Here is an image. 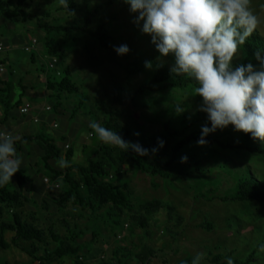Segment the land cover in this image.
<instances>
[{"label":"rangeland","instance_id":"obj_1","mask_svg":"<svg viewBox=\"0 0 264 264\" xmlns=\"http://www.w3.org/2000/svg\"><path fill=\"white\" fill-rule=\"evenodd\" d=\"M75 1L77 8L66 10L58 0H30L23 6L22 13L26 19L21 16L16 23L0 20V27L3 24L6 26L0 31V40L11 46L9 52L0 54V61L6 60V78L29 89H43L45 85L40 80V74L52 76L48 51L53 48L62 51L64 66L72 72L73 80L79 85L78 94H61L62 106L51 112H46V108L56 106L55 98L25 97L26 101L44 108L42 116L52 117L58 124L57 128L47 129L42 124L34 123L32 130L35 134L40 132L54 141L64 156L71 147L75 156L79 154L73 164L88 166L89 159L94 158L101 145L89 126L92 121L104 127L110 121L111 124L116 123L124 131L130 132L128 142L151 146L150 149L158 147V140L166 141V123L171 124L172 130H185L186 136L202 134L204 125L211 127L209 120L196 118L198 113L205 112L200 110L203 98L196 96L195 87L164 89L163 84L152 83L161 68L172 69L175 58L171 55L160 57L152 37L142 31L143 24L138 21V14L130 11L125 0L116 1L111 7L100 10L93 16L90 25L85 24L87 14L108 0ZM262 5L264 0H252V7L261 12L264 20ZM99 26L107 30L111 49L103 48L90 35ZM58 27H69V30L57 32ZM72 27H79L80 30H72ZM258 29L264 36V22ZM32 37L39 39V49L28 53L24 50V43ZM124 44L128 45L130 52L120 56L114 49ZM243 57V53L238 51L233 66ZM146 62L152 63L151 69L146 68ZM10 68L18 74L16 79L11 78ZM244 135L230 125L208 136L211 145L200 146L197 142H190L179 151V166L183 164L181 157L196 155V160L202 163L201 167L212 171L206 176L195 172L196 167L183 164V171L167 180L160 176L152 177L126 163L121 173L114 175V183L129 194L132 205V209H126L123 213L112 211L111 205L81 207L72 203L62 204V180L48 179L53 199L46 206L39 207V219L29 224L43 230L46 241L51 243L50 232L63 239L79 234L83 249L80 257L85 264H119L114 254L118 250L122 251L121 255L127 256L129 264H164V260L174 264L201 253L204 264H213L212 254H228L231 251H236L233 259L245 260L257 245L264 243V205L221 200L236 191V177L239 174L251 171L256 179L258 177L264 181V155L252 154L245 149L254 145L264 149V140L248 142ZM63 137L71 142L69 149H65ZM176 140L180 141L181 137L168 145L165 143L162 149L150 155L149 160L167 159L174 151ZM89 141V145H86ZM219 142L233 148L224 149ZM23 146L25 153L17 152L23 159L22 167H28L27 175L32 177L30 165L33 163L41 172L46 171L41 150L37 147L33 149L30 144ZM222 165L226 170H218ZM51 174L47 173V176L54 177ZM110 174L115 173L111 171ZM74 175L80 178L77 172ZM40 182L36 180V183ZM15 183L13 177L7 185L15 190ZM56 184L59 189L55 188ZM210 190H214L218 198L207 199ZM82 194L88 198L85 189ZM55 197L58 201L54 200ZM154 202L159 203L161 208L146 213L144 207ZM138 214L147 220L146 232L135 223ZM206 222L214 226L212 231L202 228ZM126 224L129 225L128 229L124 228ZM30 244L24 243L27 248H31ZM146 248L152 249L154 255L143 263L139 257L146 254ZM259 255L255 264H264V251ZM222 264H227V260Z\"/></svg>","mask_w":264,"mask_h":264},{"label":"trees","instance_id":"obj_2","mask_svg":"<svg viewBox=\"0 0 264 264\" xmlns=\"http://www.w3.org/2000/svg\"><path fill=\"white\" fill-rule=\"evenodd\" d=\"M30 0H0V20L7 21L10 23H16L19 21L20 17H24L23 6ZM116 1L119 0H108L107 2L100 4L95 9L90 11V14L85 18V24L90 25L93 16L95 17L100 10L111 7ZM75 0H71L69 2V10H75L77 8ZM78 26V25H76ZM58 31H57V30ZM55 30L60 32L61 29L65 32H68L69 27H58ZM72 30L79 31V27H72ZM90 35L98 40L101 46L105 49H111L112 45L110 44V36L107 33V30L104 26H99L96 32H91ZM244 55L243 60L234 65V67H238L240 65H247L251 63L256 70H264V65L261 64L259 60L256 59L257 52H260L261 58L264 59V36L261 34L259 29L255 32L249 40L245 43V45L239 49ZM49 57H56L59 60L58 66L61 71L60 75L59 71L51 70L53 72L52 76L49 74H45L47 76V84L50 90L56 92V101L57 104L53 110H58L60 106H62V97L61 94L73 95L79 93V85L76 81L73 80L72 72L64 66L63 59L64 54L59 49L55 50L53 48H49L48 51ZM35 56H33L32 61L34 62ZM50 71V72H51ZM153 84H163L164 89L169 87L175 89H186L189 87H198V82H196L193 78L188 76H176L171 70L167 68H161L158 73L155 75ZM10 91V89H8ZM8 91V92H9ZM8 105V104H6ZM21 105V101H18L16 104L6 106L5 108V118L8 117L12 109H17ZM187 120V117H184ZM196 118L198 120H208V116L206 113H198ZM0 120V124H1ZM165 143L168 145L169 142H174L177 137H181L180 141L175 142L174 151L171 156L167 157L165 160L158 161H150L148 156H139L138 154L128 151L124 152L116 147H108L105 146L103 142L96 150L97 159L91 158L89 159L88 166H80L76 164H72V167L68 169H64L63 171H57L53 169L51 164L52 161H56L61 155L62 150L59 149L55 142L48 139L45 136H40L37 138L41 141V148H43L44 154L42 156V162H44L45 168H47L50 172L54 174V178L57 181L62 180L63 191L60 194V199L62 204L72 203L74 205H80L81 207H85L90 205L94 207V205H111L112 211H119L123 213L126 209H132V205L130 202L129 194L125 192V190L121 189L120 186H117L115 181L116 174L121 173V168L126 163L139 170L143 171L146 174L157 177L160 176L165 179H171L176 173H181L184 169V165L194 166L195 172L201 173L203 175L212 174L211 170H206L201 167L202 163L196 160V155H192L188 158L186 163H183L179 166L177 163V155L179 151L190 142H197L201 133H192L190 135H185V130L178 131L172 130L170 128L171 124L166 123L165 125ZM106 128L117 132L125 141L130 139V132L128 130H123L119 125L111 124V121L106 124ZM32 137H25L24 141L32 140ZM207 144L211 145L212 141L207 137ZM244 139L248 142L256 141L251 134L244 135ZM220 147L224 149H232L233 147L227 143H218ZM144 148L150 149L151 146H144ZM19 148V147H18ZM20 149V148H19ZM248 152L252 154L264 155V149L258 146L247 147L245 148ZM75 153L71 148L68 150L66 159L71 161L74 157ZM218 170H226L225 166H219ZM113 171L115 174H110ZM27 170L24 167H21L20 171L14 176L16 179L19 190L16 188L15 190H11L8 185L0 187V249H8L11 245L6 243L5 241V233L8 231H12L16 233V237L12 241V246L17 247L22 250L35 261H40L41 264H52L55 260L62 259L64 257H72L75 259L74 264H85L82 261V257H80V253H82V244L79 243V234H72L70 238L63 239L58 234L50 232V235L53 237V240L57 243L56 250L53 253L49 251L45 252V257H38L39 253V245H43L46 243L44 231L36 228L32 224H25L19 218V216L15 213L14 219L12 222L3 221L4 215L7 212L12 210H16L17 208H23V200L24 196L22 192L26 189L27 185L30 183L31 177L27 175ZM75 172L79 174V179L75 177ZM112 175V176H111ZM237 186L236 191L228 195L221 200L223 202H238V203H259L264 205V181L257 179L254 177L251 171H246L243 175L239 174L236 177ZM88 194V198L83 197L82 190ZM207 199L213 200L218 198L214 190H210ZM161 206L159 203H149L144 207L146 213L156 211L160 209ZM136 224L140 226L144 230V232L148 229V223L145 217L140 214L136 216ZM117 224V223H116ZM119 225V224H118ZM125 228V226H124ZM203 229L207 231H212L214 226L208 222H206L203 226ZM146 234V233H144ZM94 238L97 237L94 235ZM23 243H31V248H24L21 244ZM264 247V243H260L257 245L252 252L248 255L245 260H236L233 259L236 251H231L228 254H218L213 255L211 263L213 264H222L223 261L232 259L233 264H255L259 258V254L263 252L261 248ZM120 251V252H119ZM125 251V249H124ZM121 250L115 252L116 261L119 264H129L128 258L125 255H121ZM126 252V251H125ZM146 254L139 257L141 262L146 263L149 261V258L152 257L153 250L150 248H146ZM192 257H186L185 259L178 261L174 264H191ZM164 264H171L169 261L164 260ZM99 264H106L105 262H100ZM204 264V263H203Z\"/></svg>","mask_w":264,"mask_h":264},{"label":"clouds","instance_id":"obj_3","mask_svg":"<svg viewBox=\"0 0 264 264\" xmlns=\"http://www.w3.org/2000/svg\"><path fill=\"white\" fill-rule=\"evenodd\" d=\"M58 3L68 9L69 0ZM125 3L132 13L138 14L142 31L152 37L160 57L174 56L171 72L198 82L195 93L203 98L200 110L207 114L211 124L202 127L198 145H206L210 134L230 125L238 132L264 140V70H256L251 63L233 66L238 50L264 22L261 12L252 7V0H125ZM261 7L264 9V5ZM114 50L120 56L130 52L126 44ZM256 59L264 65L260 52ZM145 66L151 69L153 65L146 62ZM89 126L101 142L125 153L132 151L143 157L165 146L160 139L158 147L147 149L138 142L125 141L98 122L92 121ZM17 139L0 131V187L12 182L22 167ZM78 155L72 161L61 155L56 167L61 170L72 167ZM187 160V156L181 157L182 163ZM203 262L201 253L193 257L191 264ZM227 264H233L232 259Z\"/></svg>","mask_w":264,"mask_h":264},{"label":"crops","instance_id":"obj_4","mask_svg":"<svg viewBox=\"0 0 264 264\" xmlns=\"http://www.w3.org/2000/svg\"><path fill=\"white\" fill-rule=\"evenodd\" d=\"M3 29H6V26H4V24L0 27V31ZM11 35H12V33H11ZM13 38H14V36H13ZM0 43L3 44L7 48V50L5 52H9V49L11 48V46L2 40H0ZM5 52H3V53H5ZM34 63H35V61H34ZM5 66H6V60H1L0 61V68L5 67ZM11 68H12V66H11ZM5 69H6L5 73H7V68L5 67ZM5 73H0V120L2 122L0 124V131H4L6 133H11L13 136L18 137V139L16 141L17 151H19L21 153H25V152H23V147H24L23 145L30 144L33 149L35 147H37L38 150H41L42 156H43L44 151H43V148H41V141H39L37 138H39L40 136H44V135H42V133H40V132H36V134H35V131L33 132L32 126L35 123L34 120L39 119V122L37 124H42L47 129H51L52 127L55 128L54 125L58 126V124H57L56 120L52 119V117L42 116V113L44 114V108L41 106H38V104L35 105L29 101H26L25 97L26 96L38 97V98L50 97L52 99V98L57 97L56 92L53 90H50L48 88V84L46 81L47 76H45L43 74H40V80H41V82H43L45 87L41 90H37L35 88L29 89L26 86L14 84V82L12 80H10L4 76ZM9 74H10L12 79H16L17 75H18L16 73V71L13 69L10 70ZM8 89H10V91ZM18 101H21L20 107L17 109H12V111L10 112L8 117L5 118V109H6L5 107L9 106L10 103H11V105L14 106V104H16ZM27 103L31 104V107H32L31 112L28 115H22L20 113V109H21V107H23ZM6 104H8V105H6ZM51 108H53V107H51ZM51 111H53V109ZM51 111H46V112H51ZM34 112H36V114H33ZM25 137H32L33 139L29 140V141H24ZM45 137H47V136H45ZM62 141H63V143H65L64 144L65 146H67V145L70 146L71 142L66 137H63ZM89 143H90V141L85 143V144L89 145ZM65 158H66V156H65ZM51 164L53 166V169H55L57 171H62L61 169L56 167V161H52ZM54 164H55V166H54ZM35 166H36L35 163L30 165V167H31L30 172L32 173V177H31L30 183L27 185L26 189L22 192V195L24 196L23 208H20V209L17 208L16 210H12L10 212L5 213L3 221L12 222L14 219V214L16 213L19 216V218L22 220L23 223H25V224L26 223L27 224L33 223V221L38 220L40 217L39 216L40 215L39 207H42V206L44 207V206H46L47 203H50V199L52 198L51 197L52 195L49 192V190L51 187H49L50 186L49 182H46V180H48V179L54 180V177L52 175L53 173L50 172L44 166V168L46 170L44 172L48 171L47 173H52L51 174L52 177L50 178V176L49 177L47 176V173L44 174V172H41V170H39V168H37ZM24 168L27 170L28 167L27 168L24 167ZM27 174H28V172H27ZM43 174L46 176L45 177L46 179L44 178ZM40 176H42V178ZM36 180H41V182L36 183ZM14 186L19 190L18 185L16 183ZM52 187L54 188V186H52ZM54 200H57V197H55ZM1 223L2 222L0 220V224ZM15 237H16L15 232L8 231L5 233V241H6V243H8L11 246L8 249H0V264H41L40 261L33 260L32 257H30L28 254H26L22 250L18 249L15 246H12V241ZM51 240L54 242L52 236H51ZM53 242L51 243L50 241H48V242L46 241V243L44 242L43 245H39V253L37 254V256L38 257H45L46 251L53 253L57 247V243L56 242L53 243ZM21 244L24 248H27V247H25L23 242H21ZM15 250H18L19 252L18 251L15 252ZM6 253H8V256L6 255ZM28 257H30L31 259H29ZM74 262H75L74 258L64 257L62 259L55 260L52 264H74Z\"/></svg>","mask_w":264,"mask_h":264},{"label":"built area","instance_id":"obj_5","mask_svg":"<svg viewBox=\"0 0 264 264\" xmlns=\"http://www.w3.org/2000/svg\"><path fill=\"white\" fill-rule=\"evenodd\" d=\"M39 44H40V41L38 38H35V37L29 38L24 43V50L28 53H31L33 50L39 49ZM15 47H17V46H15ZM6 50H7V48L3 44H0V53L5 52ZM48 58H49V69L59 71L58 74L60 75L61 71H60L59 66H58L59 60L56 57H48ZM5 70H6L5 67H1L0 73H5ZM31 109H32L31 104L27 103L26 105L21 107L20 113L22 115H28L31 112ZM51 110H52L51 107L46 108V111H51ZM34 121H35V123H38L39 119H35ZM54 127L57 128L58 126L54 125ZM66 149H69L68 145L66 146ZM46 182H49V181L46 180ZM55 188L58 189L59 185L56 184ZM128 228H129V225L126 224L125 229H128ZM118 238L121 239L120 236Z\"/></svg>","mask_w":264,"mask_h":264},{"label":"bare ground","instance_id":"obj_6","mask_svg":"<svg viewBox=\"0 0 264 264\" xmlns=\"http://www.w3.org/2000/svg\"><path fill=\"white\" fill-rule=\"evenodd\" d=\"M1 44V43H0ZM3 53V52H2ZM1 54V53H0ZM69 146V145H68ZM65 149H66V146H65ZM59 189V188H58Z\"/></svg>","mask_w":264,"mask_h":264}]
</instances>
